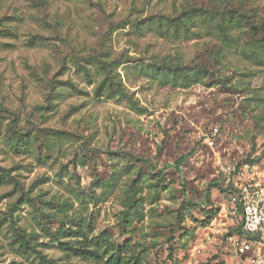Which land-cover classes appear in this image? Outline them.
Here are the masks:
<instances>
[{
  "label": "rangeland",
  "instance_id": "1",
  "mask_svg": "<svg viewBox=\"0 0 264 264\" xmlns=\"http://www.w3.org/2000/svg\"><path fill=\"white\" fill-rule=\"evenodd\" d=\"M263 23L264 0H0V264H251L223 166L264 175Z\"/></svg>",
  "mask_w": 264,
  "mask_h": 264
},
{
  "label": "built area",
  "instance_id": "2",
  "mask_svg": "<svg viewBox=\"0 0 264 264\" xmlns=\"http://www.w3.org/2000/svg\"><path fill=\"white\" fill-rule=\"evenodd\" d=\"M218 128H212L207 142L215 144ZM223 177L230 187L227 212L239 218L238 231L252 236L250 240L236 238L235 232L228 240L238 252L251 253V264H264V175L251 162L232 163L223 166Z\"/></svg>",
  "mask_w": 264,
  "mask_h": 264
},
{
  "label": "trees",
  "instance_id": "3",
  "mask_svg": "<svg viewBox=\"0 0 264 264\" xmlns=\"http://www.w3.org/2000/svg\"><path fill=\"white\" fill-rule=\"evenodd\" d=\"M262 30L264 31V23L262 24ZM226 190L228 191V194H230V187L226 186ZM236 230L238 231V228H236ZM236 230H233V232ZM46 262L53 264L52 260H46Z\"/></svg>",
  "mask_w": 264,
  "mask_h": 264
}]
</instances>
